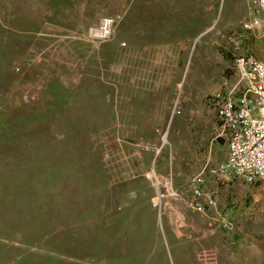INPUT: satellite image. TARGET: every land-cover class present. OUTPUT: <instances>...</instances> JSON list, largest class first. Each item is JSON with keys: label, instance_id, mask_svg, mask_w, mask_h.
I'll return each mask as SVG.
<instances>
[{"label": "rangeland", "instance_id": "374dc122", "mask_svg": "<svg viewBox=\"0 0 264 264\" xmlns=\"http://www.w3.org/2000/svg\"><path fill=\"white\" fill-rule=\"evenodd\" d=\"M23 2L0 0V264H264V180L195 193L229 147L212 100L264 60L255 0H64L38 35Z\"/></svg>", "mask_w": 264, "mask_h": 264}, {"label": "built area", "instance_id": "2783aa9c", "mask_svg": "<svg viewBox=\"0 0 264 264\" xmlns=\"http://www.w3.org/2000/svg\"><path fill=\"white\" fill-rule=\"evenodd\" d=\"M260 16V15H259ZM115 25V20L110 16H103L97 25L91 27L90 35L92 38L104 41L112 34ZM257 25V22H251L250 20L244 23V31L250 32V26ZM243 39L235 40V47L243 46ZM234 50V48H233ZM232 50V52H233ZM253 54L251 52L242 51L241 62L246 68L247 78L245 87L240 90L242 91V100L247 103L248 111H252L253 115H256V124H253V130L255 133V140L253 146H248V151L244 157H237V145L241 142H245V134L238 143H231L227 147L226 151V167L224 170H216V165L212 167V171L208 175L200 180L199 191H195L198 197V208H200L199 193H207L202 185L206 180L211 177L217 179V171H226V169H233V176H227V179L231 177L236 178V174H245V171H255V168H264V102H259L260 92H264V70L260 68V80L252 81L250 78L251 66H256L253 63ZM218 111L225 112V129L232 128L235 119L236 112L231 111L230 108L225 104L224 98H215L211 102ZM222 132L218 131V140L222 141ZM196 178V176L194 177ZM201 211L206 209L200 208Z\"/></svg>", "mask_w": 264, "mask_h": 264}, {"label": "bare ground", "instance_id": "6f19581e", "mask_svg": "<svg viewBox=\"0 0 264 264\" xmlns=\"http://www.w3.org/2000/svg\"><path fill=\"white\" fill-rule=\"evenodd\" d=\"M255 2L257 5L258 14L254 15V17L248 19L247 21L250 20L251 22H257V25H251L250 31L256 28H259L260 26L264 24V0H255ZM247 21H245L244 23H246ZM243 28H244V24H243ZM253 63L256 66H251L250 78L252 81H259L260 80L259 67L264 70V60L258 58L257 56L253 54ZM234 65L240 76L241 81L246 82L247 71H246V68H244L243 63L241 62V55L237 56V58L235 59ZM215 98H224V102L228 106V108H230L231 111L236 112V119H235V123L233 127L225 129V112L218 111V109L215 107L218 111L220 123L227 132L228 146H230L231 143H238L240 139L243 137V135L245 134V142H241L240 145H237V157H244L245 153L248 151V146H253L254 144L255 133L253 130V124H256V115H253L252 111H248L247 103L243 102L242 100V94H240L239 96L237 95V93H235V91L233 93L231 92L230 95L223 93V92L217 93L214 99ZM259 102H264V92H260ZM225 167H226V161L222 162L219 165H216V170H224ZM210 171H212V168L209 170V172ZM227 176H233V169H226V171H217L218 179L226 178ZM236 177L243 179L244 182L245 181L247 182L261 181V180H264V168H255V171H245V174H236ZM203 179L204 178L200 180H203ZM197 191H199V188L197 189ZM199 196H203V193H199ZM214 263L216 264V262Z\"/></svg>", "mask_w": 264, "mask_h": 264}, {"label": "crops", "instance_id": "0c3cea01", "mask_svg": "<svg viewBox=\"0 0 264 264\" xmlns=\"http://www.w3.org/2000/svg\"><path fill=\"white\" fill-rule=\"evenodd\" d=\"M23 3V19L28 22L25 24V27L28 28L30 35L42 34V29L48 28V23L45 20L50 19L53 13L56 14L55 19L62 18L57 13L65 10L64 0H24ZM38 27H40L39 30L41 32H37ZM59 27L62 28V25H58L57 23L52 24V28L57 29ZM216 126L218 128L217 122ZM225 148L227 149V145H225Z\"/></svg>", "mask_w": 264, "mask_h": 264}]
</instances>
